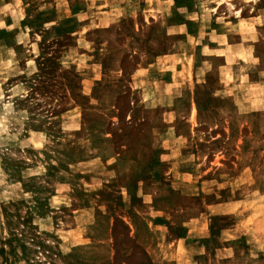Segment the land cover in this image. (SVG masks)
I'll return each mask as SVG.
<instances>
[{
    "label": "rangeland",
    "instance_id": "1",
    "mask_svg": "<svg viewBox=\"0 0 264 264\" xmlns=\"http://www.w3.org/2000/svg\"><path fill=\"white\" fill-rule=\"evenodd\" d=\"M8 218L0 264H264V0H0Z\"/></svg>",
    "mask_w": 264,
    "mask_h": 264
},
{
    "label": "trees",
    "instance_id": "2",
    "mask_svg": "<svg viewBox=\"0 0 264 264\" xmlns=\"http://www.w3.org/2000/svg\"><path fill=\"white\" fill-rule=\"evenodd\" d=\"M19 182L22 183L21 178L19 179ZM26 186V184H24ZM27 192L30 191L29 189H26ZM46 201L43 202H38L37 206L29 207L28 208V213L30 214L29 217L23 218V224L29 227V221L32 219V213H36L37 215L43 216L44 211L43 208L46 205ZM10 206L17 207L18 208V203H10ZM6 214L9 215L10 217H17L18 214H14L12 216L11 214H8L6 211ZM8 227L10 228V237L7 241H5L4 245L8 244L9 245V250L6 251L5 248H0V255L3 256L4 263H9L11 261L10 256H12L14 259H17V257L22 255V258H27L29 256V249L26 243V238L27 236L23 233H19L17 230H15L14 222L11 220V218L7 220ZM14 226V228H13ZM31 227V226H30Z\"/></svg>",
    "mask_w": 264,
    "mask_h": 264
}]
</instances>
